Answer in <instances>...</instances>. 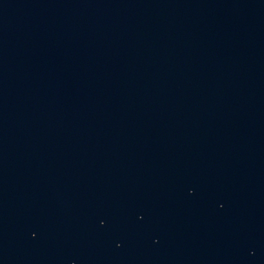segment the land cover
Segmentation results:
<instances>
[{"label":"water","instance_id":"water-1","mask_svg":"<svg viewBox=\"0 0 264 264\" xmlns=\"http://www.w3.org/2000/svg\"><path fill=\"white\" fill-rule=\"evenodd\" d=\"M0 264H264V0H0Z\"/></svg>","mask_w":264,"mask_h":264}]
</instances>
